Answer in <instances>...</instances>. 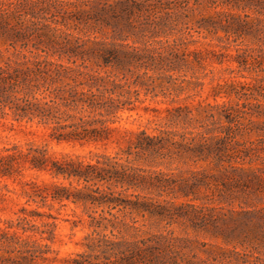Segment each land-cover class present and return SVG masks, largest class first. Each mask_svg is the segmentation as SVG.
<instances>
[{
    "label": "trees",
    "instance_id": "obj_1",
    "mask_svg": "<svg viewBox=\"0 0 264 264\" xmlns=\"http://www.w3.org/2000/svg\"><path fill=\"white\" fill-rule=\"evenodd\" d=\"M158 99L113 152L0 147L24 197L0 219V264L55 260L69 204L85 231L68 264H264V0H0V122L97 144Z\"/></svg>",
    "mask_w": 264,
    "mask_h": 264
},
{
    "label": "rangeland",
    "instance_id": "obj_2",
    "mask_svg": "<svg viewBox=\"0 0 264 264\" xmlns=\"http://www.w3.org/2000/svg\"><path fill=\"white\" fill-rule=\"evenodd\" d=\"M213 41H215V39ZM227 64L234 66L233 63L229 62L224 63L222 66ZM215 66L221 68L217 64H215ZM218 75L219 73H217L215 77L217 78ZM214 82L215 80L212 81V83ZM209 88L210 83H206L205 88L201 93L202 97L207 95L209 99L211 98L208 94ZM144 105L147 107L144 108L140 106L130 112H124L122 114V118L117 125L120 128H126L128 133L123 135L115 131L110 140L97 144L80 145L78 143L64 141L57 142L54 139L49 138L46 128L42 125L25 123L23 121L16 122L7 118L0 122V147L8 141H32L36 143H47L48 149L55 154L60 152L80 153L88 148L113 152L119 146L124 144L125 138L132 136V132L143 127H148L150 129L151 126H154V124L158 122L160 117L165 113L164 108L169 106L168 101H161L159 99L156 101L146 100ZM179 165L184 166V164ZM30 173V171L26 170L23 179L30 178ZM4 183L6 184V188L3 186ZM0 186V192L3 193V199H0V219L14 217V211L24 202V197L20 195V183L18 179L0 178ZM7 189H10V191ZM27 207H29V205ZM71 207V204L62 207L58 214L52 210L53 214H57L56 236L54 242L51 244V247L57 250L56 259L36 264H68L67 259L72 256L71 253L81 249L80 240L85 228H82L80 225L71 228ZM0 225H2L1 222ZM170 227L174 229L175 233L187 234L202 241H210L205 233L193 231L186 228L185 225L174 224ZM212 241L214 240L212 239ZM199 255L202 257L204 256L202 252H200Z\"/></svg>",
    "mask_w": 264,
    "mask_h": 264
}]
</instances>
